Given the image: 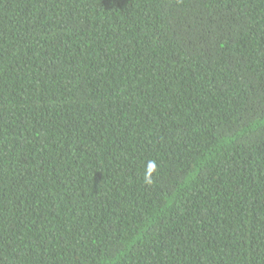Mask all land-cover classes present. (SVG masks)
Wrapping results in <instances>:
<instances>
[{
  "label": "trees",
  "instance_id": "16d2710c",
  "mask_svg": "<svg viewBox=\"0 0 264 264\" xmlns=\"http://www.w3.org/2000/svg\"><path fill=\"white\" fill-rule=\"evenodd\" d=\"M0 264H264V0H0Z\"/></svg>",
  "mask_w": 264,
  "mask_h": 264
}]
</instances>
